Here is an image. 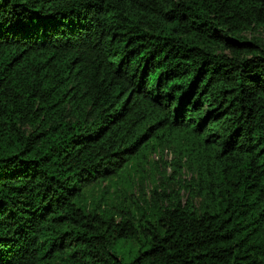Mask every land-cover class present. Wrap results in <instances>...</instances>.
Segmentation results:
<instances>
[{"label": "trees", "instance_id": "trees-1", "mask_svg": "<svg viewBox=\"0 0 264 264\" xmlns=\"http://www.w3.org/2000/svg\"><path fill=\"white\" fill-rule=\"evenodd\" d=\"M258 30L264 0H0V264H264ZM171 150L142 222L83 205Z\"/></svg>", "mask_w": 264, "mask_h": 264}, {"label": "rangeland", "instance_id": "rangeland-1", "mask_svg": "<svg viewBox=\"0 0 264 264\" xmlns=\"http://www.w3.org/2000/svg\"><path fill=\"white\" fill-rule=\"evenodd\" d=\"M245 35L248 38L250 36L261 38L264 32L262 30L254 33L245 32ZM174 154L173 150L163 153L149 151L145 159L133 160V166L121 172L119 177L104 178L84 187L81 197L83 205L89 209L96 207L111 210L117 219L128 214L138 223L142 222L150 215V203L155 196V189L161 192L163 187L177 188V178L181 182L182 180L188 182L193 176L191 170L185 166L179 169L171 165ZM174 169L180 170V173ZM180 195L185 198V190L182 189Z\"/></svg>", "mask_w": 264, "mask_h": 264}]
</instances>
